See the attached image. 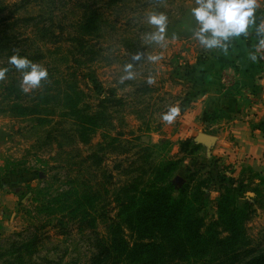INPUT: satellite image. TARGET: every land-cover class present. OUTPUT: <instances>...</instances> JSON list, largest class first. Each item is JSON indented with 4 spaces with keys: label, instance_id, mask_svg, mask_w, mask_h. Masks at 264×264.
I'll return each instance as SVG.
<instances>
[{
    "label": "rangeland",
    "instance_id": "1",
    "mask_svg": "<svg viewBox=\"0 0 264 264\" xmlns=\"http://www.w3.org/2000/svg\"><path fill=\"white\" fill-rule=\"evenodd\" d=\"M194 6L195 0H0V67L9 69L0 98L14 85L21 103L36 107V117H21L0 105V264H108L101 247L118 199L147 188L168 161L177 163L168 179L174 195L189 172H197L190 186L205 182L207 223L217 216L223 180L235 184L240 207L251 206L244 247L227 258L178 264H244L264 253V49L256 51L255 85L247 80L237 88V112L249 109L259 133L251 148L231 145L229 154L212 155L219 118L204 109V99L218 75L225 84L235 76L215 66L223 51H207L192 38ZM152 12L168 18L163 46L149 38ZM257 17L264 18V2ZM250 41L255 51L256 38ZM14 52L48 69L38 88L22 91V72L8 64ZM128 64L134 78L121 81ZM169 106L181 109L171 124L161 119ZM95 115L100 125L88 131L83 122ZM204 136L213 138L211 146ZM80 192L96 197L87 212L74 211Z\"/></svg>",
    "mask_w": 264,
    "mask_h": 264
},
{
    "label": "trees",
    "instance_id": "2",
    "mask_svg": "<svg viewBox=\"0 0 264 264\" xmlns=\"http://www.w3.org/2000/svg\"><path fill=\"white\" fill-rule=\"evenodd\" d=\"M87 28L92 33L97 31L93 25ZM6 91V98H0V105L5 106L6 111L21 117H36L35 105L21 103L14 85L6 87ZM9 91H12L10 96ZM83 124L88 131L95 130L100 118L88 116ZM87 135L86 132L82 134L84 141ZM176 166L177 163L170 161L160 164L147 188L136 189L132 194L124 191V196L118 199L116 217L106 220L109 223H106L107 235L101 247L102 261L108 264H178L216 255L227 258L245 246V225L251 217V206L248 203L239 206L235 184L221 182L217 216L207 223L201 214L205 207L202 196L205 182L190 186V182H196L197 172H189L188 182L180 187L177 196L174 195L168 179ZM94 197L87 198L83 192L75 195L74 211L92 209L97 201ZM88 224L95 227V219ZM244 264H264V253Z\"/></svg>",
    "mask_w": 264,
    "mask_h": 264
},
{
    "label": "clouds",
    "instance_id": "3",
    "mask_svg": "<svg viewBox=\"0 0 264 264\" xmlns=\"http://www.w3.org/2000/svg\"><path fill=\"white\" fill-rule=\"evenodd\" d=\"M262 2L264 0H195V6L190 9V15L195 22L191 29L192 38L207 51L219 50L227 53L234 40L254 36L255 51L249 52L248 58L253 62L257 61L256 51L264 49V18L257 23V12ZM147 23L155 29L149 33V38L163 46L166 41L167 16L164 13H149ZM149 59L155 62L160 57L151 56ZM8 64L22 72L20 87L24 92L38 88L48 78V69L45 66L32 62L19 52L8 57ZM131 67V64L125 65V75L121 77V81L134 78V73L129 71ZM8 71L7 67H0V80L4 79ZM147 82L153 83V77L149 76ZM180 113L179 106H169L161 119L171 124Z\"/></svg>",
    "mask_w": 264,
    "mask_h": 264
},
{
    "label": "crops",
    "instance_id": "4",
    "mask_svg": "<svg viewBox=\"0 0 264 264\" xmlns=\"http://www.w3.org/2000/svg\"><path fill=\"white\" fill-rule=\"evenodd\" d=\"M253 37L249 36V40L246 39V43L244 44L242 38L238 39V41L236 40L234 46L230 47L231 49L229 48L227 53L223 52V55L216 60L215 66L219 67L222 73L235 76V80L233 81L234 84L221 83L217 80L218 75L215 80L219 82V85L212 90V94L209 98L206 97L204 99V109L210 114L216 112L219 118L218 121H216V125H213L218 128V134L216 137L217 142L211 148L212 155L224 156L229 154L232 149L231 145L247 148L250 146L251 148L252 144H250L249 140L252 138V134L259 133V131H253L251 128L256 120H254L255 117L249 115L251 114L249 109L243 110L244 112H237L239 108H242L241 104L243 103L239 97L242 95L241 92L243 90L240 89L238 91L237 88L239 85H243V87L246 86L247 80H250L252 85H255L253 81L257 78H252L253 73H256L254 64L256 66L257 62H253L248 58L249 52H251L250 45L252 42L250 40L253 39ZM241 61L245 64L241 63ZM226 77H228V79L230 78L229 76ZM196 125L198 124H194V126ZM198 134L199 133L196 132L193 134L192 132L190 133L192 137Z\"/></svg>",
    "mask_w": 264,
    "mask_h": 264
},
{
    "label": "water",
    "instance_id": "5",
    "mask_svg": "<svg viewBox=\"0 0 264 264\" xmlns=\"http://www.w3.org/2000/svg\"><path fill=\"white\" fill-rule=\"evenodd\" d=\"M204 140H206L208 142V145L211 146L212 145V141H213V138L212 137H209V136H204Z\"/></svg>",
    "mask_w": 264,
    "mask_h": 264
}]
</instances>
